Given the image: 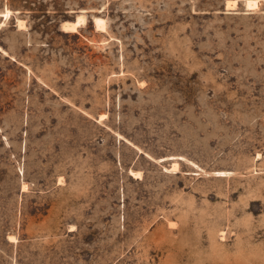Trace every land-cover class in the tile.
I'll use <instances>...</instances> for the list:
<instances>
[{"label": "rangeland", "instance_id": "374dc122", "mask_svg": "<svg viewBox=\"0 0 264 264\" xmlns=\"http://www.w3.org/2000/svg\"><path fill=\"white\" fill-rule=\"evenodd\" d=\"M246 1L0 0V264H264Z\"/></svg>", "mask_w": 264, "mask_h": 264}, {"label": "bare ground", "instance_id": "6f19581e", "mask_svg": "<svg viewBox=\"0 0 264 264\" xmlns=\"http://www.w3.org/2000/svg\"><path fill=\"white\" fill-rule=\"evenodd\" d=\"M246 5L248 6V7H256V1H254V0H248V1H246ZM255 5V6H254ZM85 18L84 17H82V16H79L78 17V21L76 22V23H68V24H66V26L64 27V29H65V31H69V30H71L72 31V29H74L75 27H76V25H79L80 23H83V22H85V20H84ZM95 25H96V27L99 29H102V26H104L103 25V21L101 20V19H99V18H95ZM21 26V25H20Z\"/></svg>", "mask_w": 264, "mask_h": 264}]
</instances>
